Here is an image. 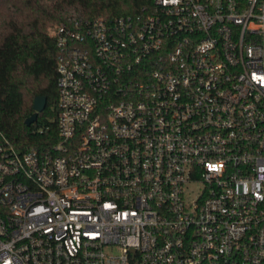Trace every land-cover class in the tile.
<instances>
[{
    "label": "built area",
    "instance_id": "2783aa9c",
    "mask_svg": "<svg viewBox=\"0 0 264 264\" xmlns=\"http://www.w3.org/2000/svg\"><path fill=\"white\" fill-rule=\"evenodd\" d=\"M50 32L58 135L0 141V264H264V0Z\"/></svg>",
    "mask_w": 264,
    "mask_h": 264
},
{
    "label": "trees",
    "instance_id": "16d2710c",
    "mask_svg": "<svg viewBox=\"0 0 264 264\" xmlns=\"http://www.w3.org/2000/svg\"><path fill=\"white\" fill-rule=\"evenodd\" d=\"M144 0H0V141L26 150L57 139L58 48L51 29L71 15L95 17L139 12ZM47 96L37 119L36 95Z\"/></svg>",
    "mask_w": 264,
    "mask_h": 264
},
{
    "label": "water",
    "instance_id": "95a60500",
    "mask_svg": "<svg viewBox=\"0 0 264 264\" xmlns=\"http://www.w3.org/2000/svg\"><path fill=\"white\" fill-rule=\"evenodd\" d=\"M47 105V96L44 94L36 95L33 102L34 112L26 118V123L29 125L33 123L38 115L39 112L44 110Z\"/></svg>",
    "mask_w": 264,
    "mask_h": 264
}]
</instances>
